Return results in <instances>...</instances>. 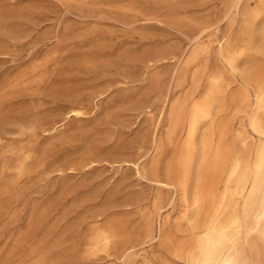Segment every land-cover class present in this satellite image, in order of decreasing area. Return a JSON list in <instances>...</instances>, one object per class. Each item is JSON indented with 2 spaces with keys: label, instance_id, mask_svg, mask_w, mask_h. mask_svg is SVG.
Segmentation results:
<instances>
[{
  "label": "rangeland",
  "instance_id": "obj_1",
  "mask_svg": "<svg viewBox=\"0 0 264 264\" xmlns=\"http://www.w3.org/2000/svg\"><path fill=\"white\" fill-rule=\"evenodd\" d=\"M235 1L0 0V264H121L118 250L91 253L89 239L112 222L142 243L159 196L166 233L188 238L178 230L181 196L135 168L152 162L165 101L194 87L197 67L184 63L196 42L242 37L244 17L227 21ZM205 63L210 73L222 68L214 54ZM75 108L85 114L67 119ZM222 117L230 139L247 123L232 111ZM57 124L65 128L54 133ZM176 153L171 146L161 157V179ZM143 252L186 264L157 239Z\"/></svg>",
  "mask_w": 264,
  "mask_h": 264
},
{
  "label": "bare ground",
  "instance_id": "obj_2",
  "mask_svg": "<svg viewBox=\"0 0 264 264\" xmlns=\"http://www.w3.org/2000/svg\"><path fill=\"white\" fill-rule=\"evenodd\" d=\"M241 15L242 37L227 34L212 44L196 42L184 63L187 68L197 67L192 75L194 87L182 100L165 101L150 153L154 155L152 162L147 167L135 166L138 177H145L151 170L158 185L172 187L181 196L184 210L178 230L188 238L178 239L166 233L170 220L162 214L165 207L159 196L152 212L146 215L142 243L135 244L122 226L109 222L98 227L89 239L91 253L108 255L118 250L121 264H158L143 252L157 239L186 264H264V0H257L254 8L250 0H236L234 13L227 21H236ZM213 54L222 68L210 73L205 61ZM204 78L207 87L196 97ZM184 81L182 78L180 83ZM235 83L240 88L229 101V91ZM231 111L234 117L242 115V121L247 119L234 139H230L231 119L222 117L218 121L221 114ZM84 114L83 109L75 108L67 119ZM64 128L65 124H57L52 131L58 133ZM171 146L177 153L167 168V176L161 179L156 172L161 157ZM17 169L25 173L26 161ZM176 202L174 198L169 206ZM157 221L159 227L155 229ZM131 248L137 252L130 253Z\"/></svg>",
  "mask_w": 264,
  "mask_h": 264
}]
</instances>
